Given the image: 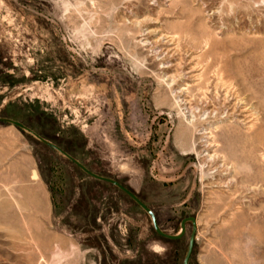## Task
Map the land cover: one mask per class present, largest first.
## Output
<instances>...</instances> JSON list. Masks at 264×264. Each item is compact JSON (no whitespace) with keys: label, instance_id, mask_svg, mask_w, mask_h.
I'll use <instances>...</instances> for the list:
<instances>
[{"label":"rangeland","instance_id":"1","mask_svg":"<svg viewBox=\"0 0 264 264\" xmlns=\"http://www.w3.org/2000/svg\"><path fill=\"white\" fill-rule=\"evenodd\" d=\"M0 117L194 216L189 264H264V0H0ZM186 227L0 123V264H183Z\"/></svg>","mask_w":264,"mask_h":264},{"label":"water","instance_id":"2","mask_svg":"<svg viewBox=\"0 0 264 264\" xmlns=\"http://www.w3.org/2000/svg\"><path fill=\"white\" fill-rule=\"evenodd\" d=\"M0 123L12 124V125H14L15 127H17L20 130L29 131V132L33 133L41 142H43L45 144H48V145L56 148L57 150H59L62 154H64L67 158H69L71 161H73L78 167H80L88 175H90V176H92L94 178H97L99 180H103V181L109 182V183L114 184L117 187H119L122 191H124L127 195H129L136 203H138L143 209H145L151 215V217L153 219L155 230L157 231V233L161 237H163L165 239H170V240H177V239L182 238L186 234L187 222L191 221L192 224H193L194 230H193V233L190 236L188 250H187L186 256L184 258V262H183V264H189V261L191 259L192 254H193L194 245H195V231H196L197 220H196V218L194 216L187 217V218L182 220L181 232L179 234L171 235L169 233H166V232L163 231V229L160 227L159 223L157 222L153 210L145 202H143L139 198V196L137 194H135L128 187L123 185L120 181H118L116 179H113L111 177L102 176V175H99V174L93 172L86 165L81 163L78 159H76L75 157L70 155L67 151L63 150L61 147H59L58 145L52 143L48 139L40 136L39 134H37L36 132L31 130L29 127H27L23 122H21L19 120H16V119H13V118H8V117H0Z\"/></svg>","mask_w":264,"mask_h":264},{"label":"flooded vegetation","instance_id":"3","mask_svg":"<svg viewBox=\"0 0 264 264\" xmlns=\"http://www.w3.org/2000/svg\"><path fill=\"white\" fill-rule=\"evenodd\" d=\"M27 132H29V131H27ZM31 133V132H30ZM50 141V140H49ZM52 143H54V144H56V145H58L57 143H55V142H53V141H51ZM45 144V143H44ZM45 145H47L49 148H51V149H53V150H57L56 148H54V147H52V146H50V145H48V144H45ZM59 146V145H58ZM59 147H61V146H59ZM64 150V149H63ZM57 151H59V150H57Z\"/></svg>","mask_w":264,"mask_h":264},{"label":"bare ground","instance_id":"4","mask_svg":"<svg viewBox=\"0 0 264 264\" xmlns=\"http://www.w3.org/2000/svg\"><path fill=\"white\" fill-rule=\"evenodd\" d=\"M192 113V112H191ZM34 175H36V174H34Z\"/></svg>","mask_w":264,"mask_h":264}]
</instances>
